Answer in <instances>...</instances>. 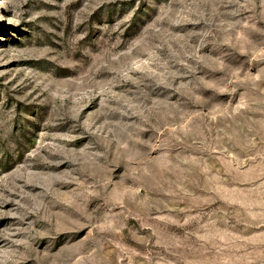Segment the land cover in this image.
Masks as SVG:
<instances>
[{
	"label": "rangeland",
	"instance_id": "1",
	"mask_svg": "<svg viewBox=\"0 0 264 264\" xmlns=\"http://www.w3.org/2000/svg\"><path fill=\"white\" fill-rule=\"evenodd\" d=\"M0 264H264V0H0Z\"/></svg>",
	"mask_w": 264,
	"mask_h": 264
}]
</instances>
